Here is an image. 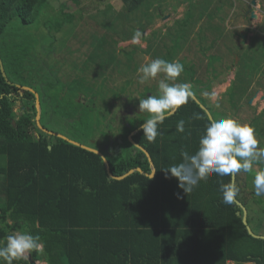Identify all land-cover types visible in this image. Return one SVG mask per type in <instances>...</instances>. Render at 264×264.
Instances as JSON below:
<instances>
[{
  "label": "trees",
  "instance_id": "obj_1",
  "mask_svg": "<svg viewBox=\"0 0 264 264\" xmlns=\"http://www.w3.org/2000/svg\"><path fill=\"white\" fill-rule=\"evenodd\" d=\"M48 1L0 0V60L4 72L12 70L23 54V43L8 36L10 24L13 20L25 26L34 24ZM71 1L79 5L77 0ZM121 1L126 12L132 13L145 0ZM65 14L72 18V14ZM251 44L241 43L244 48ZM103 50L102 57H107L103 62L115 58L113 53L109 55ZM116 50L127 52L115 45L111 51ZM243 58H238L234 83L226 91L227 101L233 107L245 97L246 89L259 73L254 71L249 83L250 72L242 66L249 67L251 58ZM208 59L206 66L212 69L205 71L207 76L199 74L203 73L209 82L221 70L214 68L216 60L210 63ZM132 70L136 72L137 68ZM31 72V77H38ZM5 77L0 71V241L17 231L38 235L44 247L30 256L33 261L46 264H226L229 260L236 264H264V240L248 234L242 223V210L235 202H222L220 186L232 182V176L213 175L186 195L179 189L178 180L165 171L181 161V150L194 153L198 147L209 120L200 107L201 104L209 111L208 100L199 95L211 89L206 80L207 85L193 87L200 96L196 98L199 103L191 97L187 105L159 126L161 134L152 142L138 130L146 119L141 115L119 118L117 129L123 133L117 131L116 135L113 115L100 118L98 99L89 97L82 88L72 87L85 84L82 78L72 77L66 88L58 87L52 79L41 80V76L34 83L24 84L39 96L40 124L44 129L61 134L57 127L51 129L60 123L68 129L74 126L77 134L86 131L93 137H88L92 144L66 137L102 151L115 177L136 168L143 172L135 171L115 180L108 176L103 160L95 153L38 129L34 94L8 83ZM122 92H114L113 97L118 98ZM104 100L105 97L98 100V105H104L109 115L110 105ZM18 102L21 107L15 111ZM193 113L205 119H192ZM180 119L185 120L184 133L176 132ZM136 130L132 139L148 152L155 168L152 178L147 176L151 172L148 158L128 139ZM95 136L102 137L101 145L94 140ZM110 141L113 149L105 150L104 145ZM235 184L239 189L236 199L247 211L248 226L254 234L264 236V207L262 214L261 206L253 211L246 194L248 185L243 186L238 173ZM258 202L263 204L264 198ZM15 264L28 262L21 259Z\"/></svg>",
  "mask_w": 264,
  "mask_h": 264
},
{
  "label": "rangeland",
  "instance_id": "obj_2",
  "mask_svg": "<svg viewBox=\"0 0 264 264\" xmlns=\"http://www.w3.org/2000/svg\"><path fill=\"white\" fill-rule=\"evenodd\" d=\"M253 1L248 2L254 9L253 11L249 7V13L256 14L258 5ZM77 2L79 5L71 0H49L32 25L25 26L19 20H13L8 28V36L23 43V54L21 61L16 62L12 70L5 71L9 83L23 86L36 82L41 76V80L52 79L58 87L66 88L71 85L68 81L72 77L82 78L85 84L79 83L72 87L82 88L95 100L102 101L105 97L104 101L110 105L111 112L108 115V109L104 105L99 106L97 100L98 113L100 118H110L113 115V127L117 135V131L119 134L123 133L122 129H117L119 118H127L129 115L146 117V114L139 113V99L156 95L159 79L162 78L158 76L156 80L141 85L138 83L137 71L132 69L136 67L138 70L141 65L156 58L168 61L175 55L172 61L180 60L185 67L177 82H190L193 87L211 84V89L203 92L214 93V99L205 97L203 92H199V95L208 100L206 104L212 118L230 117L252 126L258 147L264 148V21L258 22L251 15L247 16L249 8L244 7L247 5L243 0H145L132 13L126 12L121 0ZM51 5L54 7L49 8ZM65 13L72 14V18ZM137 33L140 34L138 37ZM249 40L252 42L251 46L242 47ZM115 45L117 49L127 52H112ZM98 46H102V50ZM103 49L109 55L113 53L115 58L103 62L107 59L102 57ZM210 49L213 51H206ZM231 53L236 56L229 55ZM245 55L251 58L249 67L242 66L250 72L249 83L254 71L259 73L246 89L245 97L233 107L227 101L226 91L234 83L235 73L239 68L238 58ZM207 57L210 63L213 59L216 60L214 68L219 67L221 70L216 71L209 82L203 75H206V70L212 69L211 66H206ZM221 65L225 68L227 66V69H222ZM31 71L38 77H31ZM200 72L203 73L199 74ZM116 91H123L118 98L113 97ZM194 91L197 98L199 95L193 88ZM144 94L145 97H142ZM216 103L221 105L219 109L215 107ZM20 107L21 103L18 102L15 111ZM130 110L133 111L132 114H129ZM73 124L74 121L69 125ZM53 127H57L64 137H75L92 144L88 137H93L86 131H81L83 135L77 134L74 126L68 129L60 123L52 125L51 129ZM94 140L99 145L103 141L101 136H95ZM261 169H264V165H255L251 173L240 172L238 176L243 186L244 183L248 185L246 194L251 200L253 211L261 206L262 214L264 203L259 205L256 201L264 196H256L253 186L255 172ZM36 264L46 263L40 261Z\"/></svg>",
  "mask_w": 264,
  "mask_h": 264
},
{
  "label": "clouds",
  "instance_id": "obj_3",
  "mask_svg": "<svg viewBox=\"0 0 264 264\" xmlns=\"http://www.w3.org/2000/svg\"><path fill=\"white\" fill-rule=\"evenodd\" d=\"M139 35L136 34L137 37ZM184 71L185 67L180 61L169 62L162 58L143 64L137 70L138 83L141 85L162 76L158 82V93L139 99V113L147 117L141 130L144 138L150 142L161 134L159 126L187 105L194 95L190 82H177ZM203 95L215 98L214 93L207 91ZM215 107L219 109L221 105L216 103ZM192 119L203 120L205 116L193 113ZM176 132H185L184 119L177 122ZM180 156L181 161L165 171L178 180L179 189L186 195L213 175L251 173L255 165L264 164V148L258 147L254 128L230 117L208 120L195 152L181 150ZM253 186L256 196H264V169L255 172ZM220 192L222 202L230 205L237 198L239 189L234 182H230L221 184ZM43 247L38 235L23 231L8 234L4 241H0V264H15L33 251H42Z\"/></svg>",
  "mask_w": 264,
  "mask_h": 264
},
{
  "label": "water",
  "instance_id": "obj_4",
  "mask_svg": "<svg viewBox=\"0 0 264 264\" xmlns=\"http://www.w3.org/2000/svg\"><path fill=\"white\" fill-rule=\"evenodd\" d=\"M254 2H255V1H253V3H254ZM249 10H250V9H249ZM247 12H249V11H247ZM250 15L252 16V18L255 17V14H254L253 12H251ZM0 71H1L2 75L5 77V72H4V69H3V67H2L1 60H0ZM5 78H6V77H5ZM6 81L9 83L8 80H6ZM18 87L21 88V89H23V90L30 91L31 93L34 94V97H35V108H36V118H35V121H36V125H37L38 129H40L41 131H43L44 133H47V134H49V135H54V136H57V137H59V138H61V139L67 140L68 142H70V143H72V144H74V145H76V146H79V147H81V148H83V149H85V150H88V151L93 152V153H95L96 155H98V156L103 160V162H104V165H105V168H106V171H107L108 176H109L110 178H112V179H115V180H122V179L126 178L128 175L132 174V173L135 172V171H137V172H139V173H143L142 170H141L140 168H136V169L129 170L126 174H124V175H122V176H120V177H115V176H113V175L111 174L109 163H108V161H107L105 155H104L102 152H100L99 150L92 149V148H89V147H87V146L81 145V144H79L78 142H75V141L69 140V139H67L66 137H64V136H62V135H60V134H55V133H53V132H50V131L44 129V128L40 125L41 108H40V101H39V96H38V94L35 93L34 90L31 89V88H29V87H23V86H18ZM192 98H193L197 103H199V101L196 99V97H195L194 95L192 96ZM250 102H251V101H250ZM200 107L206 112V114H207L209 120L213 119L212 116H211V114L209 113V111L206 109L205 106H203V105L200 104ZM140 129H141V127L138 128V130H140ZM138 130L132 132V133L128 136V139H129V141H130V142H131L136 148L140 149V150L146 155V157L148 158V161H149V163H150V167H151V172H150L147 176H148L149 178H152V177H154V174H155V168H154V166H153L152 160H151V158H150L148 152H147L145 149H143L141 146H139V145H137L136 143H134V142H133V139H132V136H133ZM112 145H113V142L110 141V143H109L107 146H105L104 149L106 150L107 148H110V150H112V149H113ZM116 150H118L117 147H115V151H116ZM232 182L235 183V175L232 176ZM234 202H235V204L238 205V206L241 208V210H242V223L246 226V229H247L248 234H249L251 237H253V238H256V239H263V240H264V236H260V235H256V234H254V233L252 232V230L250 229V227L248 226V224H247V217H246V216H247V211H246L244 205H243L242 203H240L237 199H235ZM32 264H33V263H32Z\"/></svg>",
  "mask_w": 264,
  "mask_h": 264
},
{
  "label": "crops",
  "instance_id": "obj_5",
  "mask_svg": "<svg viewBox=\"0 0 264 264\" xmlns=\"http://www.w3.org/2000/svg\"><path fill=\"white\" fill-rule=\"evenodd\" d=\"M250 1H253V0H243V2L244 3H246V5H247V8H252V10L254 11V9H253V7L248 3V2H250ZM256 3H257V7H256V10H255V12H256V14H255V17L253 18V20H255V21H258V20H262L261 22H263L264 21V17H263V15H264V0H254ZM249 4V5H248ZM246 15L247 16H249L250 15V13L248 12V14L246 13ZM259 22V21H258ZM251 34V37L253 36V32H251L250 33ZM251 41L249 40L248 41V43H247V45L250 43ZM230 262H234V261H231V260H229ZM229 261H227L226 262V264L229 262ZM235 263V262H234ZM236 264V263H235Z\"/></svg>",
  "mask_w": 264,
  "mask_h": 264
},
{
  "label": "flooded vegetation",
  "instance_id": "obj_6",
  "mask_svg": "<svg viewBox=\"0 0 264 264\" xmlns=\"http://www.w3.org/2000/svg\"><path fill=\"white\" fill-rule=\"evenodd\" d=\"M133 113V111H129V114H132ZM26 260H27V262H28V264H36V263H38V262H40V261H33L32 259H31V256H30V254L26 257Z\"/></svg>",
  "mask_w": 264,
  "mask_h": 264
},
{
  "label": "built area",
  "instance_id": "obj_7",
  "mask_svg": "<svg viewBox=\"0 0 264 264\" xmlns=\"http://www.w3.org/2000/svg\"><path fill=\"white\" fill-rule=\"evenodd\" d=\"M227 264H235V263H234V262H230V261H229Z\"/></svg>",
  "mask_w": 264,
  "mask_h": 264
}]
</instances>
